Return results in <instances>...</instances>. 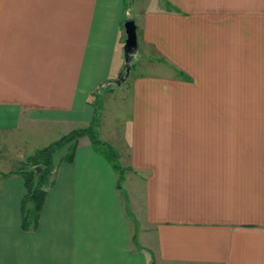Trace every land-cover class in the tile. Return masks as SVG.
I'll use <instances>...</instances> for the list:
<instances>
[{
  "label": "crops",
  "instance_id": "obj_1",
  "mask_svg": "<svg viewBox=\"0 0 264 264\" xmlns=\"http://www.w3.org/2000/svg\"><path fill=\"white\" fill-rule=\"evenodd\" d=\"M128 20L132 72L96 127L120 189L78 138L33 221L30 154L2 151L90 124ZM0 264H264V0H0Z\"/></svg>",
  "mask_w": 264,
  "mask_h": 264
},
{
  "label": "trees",
  "instance_id": "obj_2",
  "mask_svg": "<svg viewBox=\"0 0 264 264\" xmlns=\"http://www.w3.org/2000/svg\"><path fill=\"white\" fill-rule=\"evenodd\" d=\"M95 103H93V119L86 128L77 129L70 132L68 135L61 137L59 140L49 144L48 146L37 150L33 155L27 157L22 164V170L19 173L22 175L24 185L26 188V195L24 197L23 204H31L29 216L33 221L38 219L40 210L43 205V201L46 195V189L50 186V178L54 172L53 155L63 149L65 145L72 142L71 148L68 149V153L63 157L66 162H71L75 147L73 142L82 136L87 137L92 149L100 156H102L112 167L115 173H117V187L120 189L122 176L124 169L118 163V154L116 150L108 143L100 141L96 137V127L99 123V111L101 103L97 94L94 97ZM39 167V171L36 168Z\"/></svg>",
  "mask_w": 264,
  "mask_h": 264
},
{
  "label": "rangeland",
  "instance_id": "obj_3",
  "mask_svg": "<svg viewBox=\"0 0 264 264\" xmlns=\"http://www.w3.org/2000/svg\"><path fill=\"white\" fill-rule=\"evenodd\" d=\"M137 37V36H136ZM125 40V39H124ZM122 61H123V49H122ZM134 62V61H133ZM133 64V63H132ZM132 64H131V69H130V73L132 72ZM123 66V65H122ZM130 73H129V75H130ZM119 74V73H118ZM118 74H117V76H118ZM129 75H128V77H129ZM127 79V78H126ZM125 79V80H126ZM117 80V78H115L113 81H112V83L111 84H108V86H106L107 88H103V90H101L100 91V93H98L97 94V96H98V98H99V101H100V103H101V105H102V109H105V112H106V114L107 115H105V116H107V118L106 119H108L109 121H110V119H109V115L111 116L112 114V117H114L115 115H116V110H115V106H116V108L118 107V105H119V102H120V99H121V94H124V93H122L123 92V90L122 89H119V87H121L123 84H125V81L124 82H122V84H120L119 86H116L115 84H114V82ZM109 88V89H108ZM108 89V90H107ZM116 89V91H114V92H116V93H112V95H107V91H113V90H115ZM96 101H95V99H93V101H92V103H95ZM103 103V104H102ZM110 111H112V114H111V112ZM110 112V113H109ZM99 118H100V116H99ZM86 128V127H85ZM68 135V134H67ZM82 137H85V136H82ZM82 137H79V138H82ZM98 139H99V136H98V134H97V136H96ZM87 138V137H86ZM20 139V141H17L19 144H15V146L13 147V149L12 150H10L9 151V149L8 148H6L4 151H2V153H3V162H7V160H8V158H12L14 155H16L17 153H18V151H20L21 153H23L24 151L26 152V153H29L30 154V156L31 155H33L36 151H37V149H35V148H29V147H31L30 145V143H29V141L28 140H26L25 142L26 143H24V141L23 140H21V138H19ZM51 139V138H50ZM60 139V138H59ZM58 139V140H59ZM78 139V138H77ZM52 140H50V142H51ZM57 141V140H56ZM76 141V140H75ZM74 141V142H75ZM73 142V143H74ZM53 143V142H52ZM40 145V144H39ZM72 146V142H70V143H68L67 145H65V147H71ZM26 147V148H25ZM64 147V148H65ZM62 152V149L61 150H59V151H57L54 155H53V159L55 160V158H58L59 156H60V153ZM62 157V156H61ZM64 157V156H63ZM12 163V162H11ZM13 164V163H12ZM11 164V165H12ZM16 165V164H15ZM17 165H19V164H17ZM55 167V166H54ZM124 173H125V171H123V173L121 174V176L123 177L124 176ZM53 174H54V172H53ZM53 174H52V176H53ZM51 176V177H52ZM119 176V175H118ZM118 178V177H117ZM51 179V178H50Z\"/></svg>",
  "mask_w": 264,
  "mask_h": 264
},
{
  "label": "water",
  "instance_id": "obj_4",
  "mask_svg": "<svg viewBox=\"0 0 264 264\" xmlns=\"http://www.w3.org/2000/svg\"><path fill=\"white\" fill-rule=\"evenodd\" d=\"M123 29L125 33V40L123 46V58L124 66L121 69L117 80L114 82L116 86L122 84L125 79L128 77L131 69V64L135 60L134 56L137 51V37H136V26L134 21L128 20L124 22ZM39 167L36 168V171H39Z\"/></svg>",
  "mask_w": 264,
  "mask_h": 264
}]
</instances>
